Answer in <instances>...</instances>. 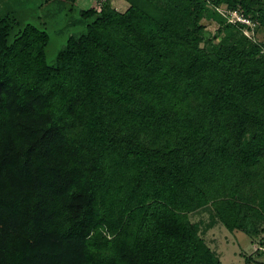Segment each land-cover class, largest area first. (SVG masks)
<instances>
[{
  "label": "trees",
  "instance_id": "trees-1",
  "mask_svg": "<svg viewBox=\"0 0 264 264\" xmlns=\"http://www.w3.org/2000/svg\"><path fill=\"white\" fill-rule=\"evenodd\" d=\"M127 1L53 63L0 17V264H223L189 214L264 222V41L210 39L205 0Z\"/></svg>",
  "mask_w": 264,
  "mask_h": 264
},
{
  "label": "rangeland",
  "instance_id": "rangeland-1",
  "mask_svg": "<svg viewBox=\"0 0 264 264\" xmlns=\"http://www.w3.org/2000/svg\"><path fill=\"white\" fill-rule=\"evenodd\" d=\"M75 0H0V17H8L12 28L10 41L32 25L49 35L47 61L53 63L58 52L66 45L70 35H78L85 31V23L81 11L89 5L82 6ZM120 12L130 6L127 0H111ZM207 10L202 23L211 33L210 39L215 42L226 40L234 43L241 34L248 36L253 41H264V25L257 17L249 19L248 27L235 26L227 29L226 23H234L237 13H228L227 1L215 5L212 0H205ZM100 5L98 8H100ZM128 6V7H127ZM127 7V8H126ZM239 14H244L241 9ZM221 15L224 20L220 19ZM207 41L204 40V45ZM213 213L212 204L189 214L191 221L199 225V234L205 239L209 247L219 256L223 264H263L264 259V222H258V232H248L244 228L228 229L216 217L211 220ZM250 224V223H248ZM246 228V227H245Z\"/></svg>",
  "mask_w": 264,
  "mask_h": 264
},
{
  "label": "crops",
  "instance_id": "crops-1",
  "mask_svg": "<svg viewBox=\"0 0 264 264\" xmlns=\"http://www.w3.org/2000/svg\"><path fill=\"white\" fill-rule=\"evenodd\" d=\"M75 1L77 2V0H75ZM78 2L81 3L82 6L89 5L88 8H91V7H94V6L99 7L100 5H102L105 2H109L111 4V6L114 7L112 2H111V0H79Z\"/></svg>",
  "mask_w": 264,
  "mask_h": 264
},
{
  "label": "built area",
  "instance_id": "built-area-1",
  "mask_svg": "<svg viewBox=\"0 0 264 264\" xmlns=\"http://www.w3.org/2000/svg\"><path fill=\"white\" fill-rule=\"evenodd\" d=\"M226 12H228V13H237L236 15H237V20L234 22V23H238V22H240V23H242V24H246V25H248V22H249V17H246L244 14H239L238 12V10H225Z\"/></svg>",
  "mask_w": 264,
  "mask_h": 264
}]
</instances>
